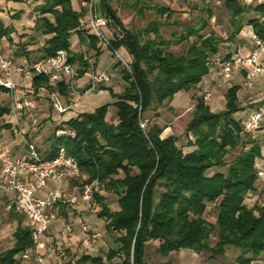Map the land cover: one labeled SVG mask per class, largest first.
Returning <instances> with one entry per match:
<instances>
[{"label":"trees","instance_id":"1","mask_svg":"<svg viewBox=\"0 0 264 264\" xmlns=\"http://www.w3.org/2000/svg\"><path fill=\"white\" fill-rule=\"evenodd\" d=\"M33 1L41 2L33 7L38 16L32 30L47 36L39 48L40 57L65 49L68 60L79 64L77 77L83 76L89 64L82 55L70 50L71 35L78 33L85 42L78 30L81 11L73 7L72 0ZM153 1L132 0L123 5L139 18L147 8L156 13V17L143 25L128 28L110 0H98L103 15L108 18L106 31L111 49L124 48L131 56V72L124 67L121 71L126 86L118 94L110 90L113 102L60 122L56 127L62 126L74 135L56 136L52 131L48 147L42 153L44 158L51 159L64 147L77 161L81 176H85L82 181L97 180L117 198L116 209L110 207L103 195L95 193L93 198V203L100 207L97 215L104 218L106 232L115 235L117 247L108 248L104 254L82 255L77 261L147 264L145 246L151 241L156 242V253L162 257L180 249L205 250L217 256L234 246L241 253L233 264L264 260V204L245 203L247 194L256 190L258 164L264 161L260 143L264 138L257 136L262 128L243 131L242 119L234 115L244 109L237 96L239 86L227 88L225 108L218 112L212 111L202 96H195L191 117L184 129L186 144L192 147L190 151L185 152L178 145L177 136L162 137V128L157 123L147 120L144 130L139 124L140 119H145L146 110L165 106L176 92L195 88L208 73L211 62L228 58L231 53L220 55V45L234 41L245 25L251 26L253 34L264 41V19H260L264 17V2L245 5L240 0H223L228 12V36L224 39L208 27L204 18H200L198 27L188 25L185 32L164 37L161 27L168 24L174 10L159 4L148 5ZM211 16L208 9L207 18ZM13 31L12 26L4 27L0 22V39L5 36L11 45ZM89 37V46L98 51L96 37L92 34ZM180 43H185L181 53L169 49ZM24 45L15 44L14 55L28 57L30 51ZM33 84L38 89L46 84V78L35 76ZM46 89L69 96V87L64 81L47 85ZM0 92L6 90L0 89ZM109 105L116 108V123L105 118ZM8 112V103H0V117ZM154 115L158 116V112ZM238 146L237 154L226 163L225 155ZM221 167L226 170L208 172ZM209 204L216 213L214 222L204 217ZM212 231L215 242L210 245ZM31 244L29 227L19 222L15 243L0 252V264H14L17 255ZM115 258L120 262H112Z\"/></svg>","mask_w":264,"mask_h":264},{"label":"built area","instance_id":"2","mask_svg":"<svg viewBox=\"0 0 264 264\" xmlns=\"http://www.w3.org/2000/svg\"><path fill=\"white\" fill-rule=\"evenodd\" d=\"M207 1L214 4L222 2V0ZM240 1L245 5L264 2V0ZM78 4L81 11L78 30L86 44L89 45V35L92 34L100 46L111 50L123 67L131 72V61H127L119 50L111 49L110 37L105 32L108 27V18L98 13V0H79ZM251 40L253 47L247 54L234 52L228 58L216 60L220 64L219 74L224 80L229 79L235 70L243 71V86L247 89L253 88L254 81L264 74V65L258 59L259 52L264 47V41L255 35ZM77 74L78 67L68 60L65 49H57L52 55L42 56L22 64L15 63L11 56L0 54V88L8 93L9 112L6 115L19 127L25 146V153L13 155L7 145L0 141V189L15 191V209L24 216L32 240L31 246L19 253L18 260L14 264H52L42 255L40 243L46 236L57 204L73 208L77 216L81 239L102 237V232L92 230L86 219L82 217V208H92L94 195L100 194L102 185L97 180L90 182L80 180L72 186L70 192H66L65 179L69 176L81 175L77 161L67 154L64 147L59 148L54 158H44L33 140L40 125L39 116L33 113L38 90L33 84L34 77L44 76L46 84L41 87L45 88L47 85L52 86L64 81L68 84L69 93H76L74 87L78 78ZM88 76L87 90H94L109 79L106 72L93 69ZM202 97L209 102L211 93L205 90ZM48 98L57 112L63 113L67 110L56 91L48 92ZM260 102L259 106L242 121L243 131L251 132L264 127V92L261 94ZM24 115L28 117L27 131L21 130L20 127ZM146 123V119L139 120L143 130L146 128ZM53 132L56 136L74 135L73 131L62 126L54 128ZM262 177H264V169L258 167L257 178L260 180ZM63 231L66 233L72 231V224L67 218L63 222ZM57 254L59 258H65V252L62 249H59ZM64 264L88 263L70 260Z\"/></svg>","mask_w":264,"mask_h":264},{"label":"crops","instance_id":"3","mask_svg":"<svg viewBox=\"0 0 264 264\" xmlns=\"http://www.w3.org/2000/svg\"><path fill=\"white\" fill-rule=\"evenodd\" d=\"M40 2L41 1L27 0L26 2H15V4H11L10 6L5 4L0 7V22L4 27L12 26L14 28V31L11 33L13 43H23L25 44V50L30 51L28 57L21 54H19V56L14 55V44H9L6 37L3 36L0 39V54L11 56L14 59V62L17 64L30 62L41 56L39 48L43 44L44 39L47 36L41 35V33L32 30L34 19L38 16V13L33 10V7ZM72 5L75 9H79L78 0H72ZM17 12H19V16H17ZM16 23H19V26ZM224 23L227 24L225 27H228V17L225 18ZM217 28H219V26H217ZM213 29L220 35L223 32L225 33V31H221L220 29L216 30L215 26L213 27ZM242 32H245L246 36H244ZM18 34L19 40H16ZM253 35L254 34L252 31V27L249 25H245L237 38L231 43H227V45L230 44L229 49L227 48V53L232 54L234 52H240L242 54H247L252 46L251 39ZM40 39L42 41L39 42L38 45L37 41ZM96 45L98 51L87 45L86 42H83L80 39L78 33H75L70 37L71 52L74 54L82 55L83 58L87 60L89 66L83 76L77 78V80L75 81L74 88H76V93L70 92L69 96L67 97L59 95L63 106L67 107V110L65 112L59 113L53 107H51L48 98L49 91L45 87L38 88L36 95V107L33 109V113L39 116L40 121L42 120V124L38 126V131L33 136V140L35 141V143L36 140H38L39 137L45 135L50 128L54 129L60 122L70 118V116L67 114L69 110L72 111L73 116H76L79 112L90 111L102 104L113 102L114 98L111 96L110 90L116 94L123 91L124 87L126 86V81L122 78V73L120 72L119 77L117 76V78L114 79L113 73L109 72L112 66L120 64L119 60L115 58L111 50L100 46V44L98 43H96ZM119 49L122 50L125 54V59L127 61H130L131 56L126 52V50L124 48ZM258 59L259 62L264 65V47L261 48ZM74 65L76 67H79L78 63H74ZM219 68L220 64L218 62H211L209 64L208 73L203 76L202 80L196 85L195 88H192L188 91L176 92L169 103H167L168 109L161 108L159 109V116H146L145 119L150 120V122L157 123L162 128V137L175 135L179 138V133H177L176 130L177 128H180L181 124L179 113L184 112L186 109H189L191 117V111L195 103V96L198 95L199 91L202 92V95L205 90L211 93V100L207 103L209 104L212 111L218 112L223 110L225 108V92L227 88L232 85H238L239 92L241 88L244 87L243 71L235 70L232 73V76L229 78L231 79L229 82V80H224L220 76ZM91 69L106 72V74L109 76V79L101 83L94 90H87L86 87L88 86L89 79L88 74ZM219 80L225 82V86L222 84H220L219 86L217 84ZM257 80H259L261 83H264V74H262L255 81ZM226 83L228 84L226 85ZM261 89L264 90V88ZM261 89H254L253 91L249 89L245 95L237 94L240 106H243L245 111L247 110L249 113H251L259 106V104L261 103V94L262 92H264ZM84 96L91 99L94 104H89L84 99ZM0 103H8L7 92H0ZM234 115L235 117L240 118L239 111ZM105 118L108 122L116 123V108L113 105H109ZM187 122L185 123V126ZM20 127L23 131H27L29 129L28 117L26 115L23 116ZM185 139L187 142L188 138L186 135ZM0 141L7 145L13 155H21L25 153V146L21 139L19 127L6 114L0 117ZM186 147V149L183 148L185 152L190 151L192 148L189 145H187ZM46 148H44V150H46ZM260 162L261 161H259L258 167L264 169V165H262ZM216 170L220 169L213 168L211 173ZM82 177L85 178V176ZM78 181H80L79 177H67L64 181L65 191L70 192L72 186ZM259 181L264 182V177H262ZM100 195H105L104 189L100 190ZM104 199L108 204H110L106 197ZM14 202V190L0 189V252L13 247L15 243V232L19 226V222L25 224L28 227L25 222L24 216L15 209ZM72 209V207L64 206L62 204H57L54 209V214L49 225V229L46 233V236L42 238L40 243V251L49 263L64 264L66 261L70 260L77 261L78 258L82 255L97 254L95 251L97 250V246L101 243V238L85 240L81 239L77 216ZM82 209V217H86V221L91 228V226L95 224L94 219H92L90 216L87 217L89 215L88 209ZM70 212H73L74 215L70 216ZM66 218L69 219L72 224V231L69 233L63 231V222ZM91 229L100 231L96 228ZM104 238L110 248L117 247L112 238ZM59 249H62L65 252V258L58 257L57 251ZM18 257L19 254L17 255V258Z\"/></svg>","mask_w":264,"mask_h":264},{"label":"rangeland","instance_id":"4","mask_svg":"<svg viewBox=\"0 0 264 264\" xmlns=\"http://www.w3.org/2000/svg\"><path fill=\"white\" fill-rule=\"evenodd\" d=\"M110 1H111L112 7L117 10L119 17L122 19V21L124 22V24L128 28H134V27L141 26L145 22H147L148 20L156 17L155 11L151 8H147L144 15L141 18L134 15V11L129 10L123 6L124 4H127V3L131 2L132 0H110ZM5 4L10 6L11 4H15V2L0 0V7H2ZM153 4L169 6L174 10V13L172 14V16L167 21L168 24L161 27V32L164 35V37H166V38L171 37V34L173 32H175L176 34H180L182 32H185L188 25H194V26L198 27L201 24L200 18H204L207 20L208 27L213 28L215 26L216 30L220 29L221 31H225V33L223 32L221 34L222 38L225 39L228 36L227 27H225L227 24L224 23L225 18L228 17V12L225 10L222 2L220 4H214V3L208 2L207 0H196V1H191V0H154L153 2L149 3L148 5H153ZM208 9L212 13V16L210 19L207 18V10ZM97 11L101 15L104 14V12L99 7V4L97 6ZM162 19H163V17H162ZM16 24H18V26H19V23H16ZM217 26H219V28H217ZM111 28H113L112 25L109 26L110 30H111ZM207 30H208V28L204 29V31H207ZM105 32L109 36V34L106 30H105ZM242 34L244 36H246L245 32H242ZM16 40H19V34L17 35ZM41 41H42L41 39L37 41L38 45H39V42H41ZM231 42L232 41H227V42L222 43L220 45L219 53L221 56H224L228 52L230 44L227 45V43H231ZM252 47L253 46H251V48ZM13 49L15 50V44H14ZM169 49L171 51H173L174 53L179 54L185 49V43L173 44V45H171V47ZM118 50H119L120 54L125 58V54L123 53V51L120 49H118ZM122 67H123V65L120 63V64H116L110 68L109 72L113 73L114 79L117 78V76L119 77ZM227 80H229V82H230L231 79H227ZM228 83H226V85ZM217 84L219 86H220V84L225 86V82H223L221 80H219ZM261 88H264V83H261L259 80H257V81H254L253 88H251L250 90L253 91L254 89L257 90V89H261ZM248 90L249 89H245L244 87H242L241 90L237 94H240V95L244 94L245 95L248 92ZM262 91H264V90H262ZM198 95L201 96L202 92L199 91ZM84 99L89 104H91V105L94 104V102H92V100L89 99L88 97L84 96ZM223 101H222V103H223ZM49 102H50V100H49ZM50 104H51V102H50ZM51 107H53L52 104H51ZM161 108L162 109H164V108L168 109V106H167V104L165 106L157 105V106H155L154 109L150 108V109L146 110V112L143 113V116L144 117H146V116L154 117L155 116L154 114H156V112H158V116H159V114H160L159 109H161ZM67 114L70 117L71 116L74 117L72 114V111H70V110L67 112ZM249 114L250 113L247 110L245 111L244 109L239 111V117L242 119L241 123L246 117L249 116ZM189 117H190L189 109H186L184 112L179 113V118L181 119V124H180V128L176 129L177 133H179V139H178L177 143L180 147H182V149L187 148L186 147L187 144H186V139H185V133L183 130L185 127V123L188 121ZM40 124H42V120L40 121ZM52 131H53V129L50 128L46 133L47 135L45 134V135L39 137L38 140H36L37 149L40 151V153H42L44 151V148H46L47 145L49 144L48 138H49V135L51 134ZM259 134L257 136L264 138V127H262ZM260 143L262 145V152H264V140H261ZM239 149H240V146H238L237 148L230 149V151L224 157L226 163H229L234 158V156L237 154ZM260 163L262 165H264V161H261ZM219 169L221 171L226 170L225 167H221ZM208 172H209V174H211L212 170H209ZM79 180H81V181L84 180L81 175L79 176ZM105 197L109 201V203H110L109 205L112 209H116L118 207L117 202H116V196L112 192L105 190L104 198ZM255 202H258L259 204H264V182L259 181V180L257 181L256 190L249 192L246 196V199H245V203L249 206L253 205ZM99 209H100V207L97 205V203L96 202L93 203L92 208L88 209L89 215L87 217L90 216L92 219H94L95 224L93 226H91V228L99 229L103 233V237H101V239H100L101 243H100V245L97 246V250L95 252L97 254H104L107 251V249L110 248L108 246V244L106 243L104 237H110L114 241L115 235L106 232L105 226H104L105 225L104 218L99 217L97 215V212ZM72 215H74V213L70 212V216H72ZM204 217L209 222L215 221L216 213H215V210H214V207L212 204H209L207 206L206 211L204 213ZM85 219H86V217H85ZM214 242H215V232L212 231L210 234L208 243L210 245H213ZM156 245H157L156 242L151 241V242L147 243L145 246L144 259H145V262L147 264H159V263L164 262V261H168L170 264H233L235 257H237L241 253L240 248H237L234 246H229V247H227V249L223 255H217V256L211 255L208 252H206L205 250L194 251L192 249H180L178 251L171 252L167 257H162L156 253V250H155ZM116 261L120 262V259L115 258L112 262H116ZM253 264H264V260H261V259L255 260L253 262Z\"/></svg>","mask_w":264,"mask_h":264}]
</instances>
